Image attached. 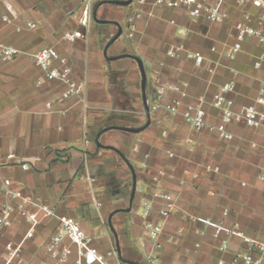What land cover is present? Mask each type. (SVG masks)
I'll list each match as a JSON object with an SVG mask.
<instances>
[{
	"label": "crops",
	"instance_id": "obj_1",
	"mask_svg": "<svg viewBox=\"0 0 264 264\" xmlns=\"http://www.w3.org/2000/svg\"><path fill=\"white\" fill-rule=\"evenodd\" d=\"M140 1L0 0V46L20 51L11 61L0 57V215L7 203L16 208L11 227L0 231V264H6L7 244L23 241L21 257L11 264H78L68 239L59 246L73 251L65 263L46 250L61 217L79 223L107 264H244L235 257L247 253L246 245L217 234L220 224L238 223L264 242V126L234 124L235 138L226 141L196 131L182 115L202 105L208 123L218 124L212 98L229 82L236 111L253 105L264 60L260 68L254 63L264 57V44L247 38L229 58L242 19L237 7L226 23L215 24ZM87 7L91 20L84 26ZM137 11L142 18L129 38L127 20ZM73 33L79 38L72 43L66 35ZM44 47L68 60L85 84V101L56 103L64 86L49 81L32 57ZM160 85L172 89L161 95ZM6 180L29 200L24 210L37 216L30 239L24 240L30 224L19 199L5 193ZM169 203L165 218L160 210ZM148 225L162 226L156 240Z\"/></svg>",
	"mask_w": 264,
	"mask_h": 264
},
{
	"label": "built area",
	"instance_id": "obj_2",
	"mask_svg": "<svg viewBox=\"0 0 264 264\" xmlns=\"http://www.w3.org/2000/svg\"><path fill=\"white\" fill-rule=\"evenodd\" d=\"M89 1V0H88ZM155 6L163 9H182L192 19H206L211 23L224 24L230 18L231 9L237 7L242 11V19L236 23V42L230 50L228 56L234 59L235 56L242 50L243 43L247 38H254L259 43L264 44V0H155ZM144 0L139 2L143 6ZM84 17L81 19V24L88 26L91 20L89 7L86 8ZM142 18V13L137 11L127 20V30L129 38H133L137 32V24ZM8 21L7 18H4ZM27 27L33 29L36 27L33 23H28ZM20 31V29H19ZM66 38L69 42H75L79 38L78 33L67 34ZM0 57L3 61H11L20 54V51L13 47H1ZM35 63L43 70L45 77L49 81H57L64 86L61 95L56 99V103H64L70 99H81L85 101L86 88L83 82H80L73 76L72 68L68 60L62 57L53 47H44L36 51L32 55ZM264 57H260L254 65L256 68L262 66ZM202 58L197 59V63L201 64ZM172 89L169 86L160 85L159 91L164 95ZM235 90L233 83L224 84L220 90L212 98L213 109L220 112V120L218 124L212 125L208 123V113L202 105L188 106L182 113L184 120L194 127L198 132L209 131L217 133L222 139L232 141L235 136L229 130V127L234 124L243 123L247 128H260L264 126V80L261 82L258 96L253 105L243 107L236 111L234 102L228 98V95ZM53 103L49 102L47 108H53ZM156 109V108H154ZM167 109L173 113H178L177 106H168ZM13 156H10L12 159ZM23 169L28 170L29 165H22ZM260 179L264 181V172L260 175ZM5 193L13 199H19L20 205L18 210L26 216L30 229L24 240L33 237L37 225V216L35 213H28L24 210V206L29 203V200L16 195L11 190V181L4 182ZM170 197L165 196V199L170 200ZM15 207L11 204H5L0 215V231L4 228L11 227V215L15 211ZM173 209V203L160 210L163 217L168 218ZM46 216H53L54 213L43 207ZM228 211H225L224 216L227 217ZM60 226L57 233L51 238L46 246L47 252L61 263H65L72 255L73 251L70 247H65L59 250V246L65 239H68L77 249L80 261L83 259L86 264H107L103 256L96 253L92 247L93 239L82 229V227L71 217L59 218ZM150 237L156 240L162 232L160 225H148ZM226 232L231 236L240 238L247 247L246 254H238L235 261L241 260L244 264H264V242L259 239L247 236L240 229V225L236 223L231 229L225 228L223 224L217 226V234ZM24 242V241H23ZM23 242L15 245L9 243L6 246L5 261L6 264H11L19 260L23 250ZM228 245L224 243L221 246L222 251H226ZM78 261V264L81 262ZM220 264H223L221 262Z\"/></svg>",
	"mask_w": 264,
	"mask_h": 264
},
{
	"label": "water",
	"instance_id": "obj_3",
	"mask_svg": "<svg viewBox=\"0 0 264 264\" xmlns=\"http://www.w3.org/2000/svg\"><path fill=\"white\" fill-rule=\"evenodd\" d=\"M122 5H129L130 4V1H128V2H123V3H121ZM122 35V31H120V33H119V35H118V37L119 36H121ZM140 63V65H142V63L141 62H139ZM143 71V74H144V70H142ZM146 81V77H145V75H144V82ZM128 131H131V132H138V131H136V130H132V129H127Z\"/></svg>",
	"mask_w": 264,
	"mask_h": 264
}]
</instances>
